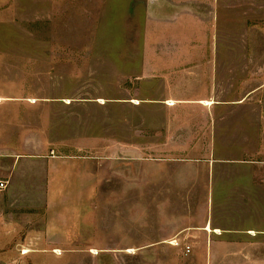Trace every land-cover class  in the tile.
Here are the masks:
<instances>
[{"label":"rangeland","instance_id":"obj_1","mask_svg":"<svg viewBox=\"0 0 264 264\" xmlns=\"http://www.w3.org/2000/svg\"><path fill=\"white\" fill-rule=\"evenodd\" d=\"M49 153L92 163L83 237L47 246L6 187L0 264H264V236L213 257L187 232L264 225V0H0V180Z\"/></svg>","mask_w":264,"mask_h":264},{"label":"crops","instance_id":"obj_2","mask_svg":"<svg viewBox=\"0 0 264 264\" xmlns=\"http://www.w3.org/2000/svg\"><path fill=\"white\" fill-rule=\"evenodd\" d=\"M10 158L7 161L10 168L4 176L8 186L4 190L9 201L20 202L21 206L39 208L43 213L42 224L39 223L38 218H32L41 225L34 228L35 234L45 241L47 246L52 247L64 248L80 240L83 237L86 217L93 210L99 197L98 180L91 168L90 159L85 156L50 153L14 154ZM254 172L256 174V170ZM202 184L209 186L212 198H215L216 192H221L218 187L217 191L215 189L216 181L214 185L213 181L208 180H204ZM209 191L207 190L206 194ZM225 194L228 198L230 190L227 189ZM238 195L239 192H237ZM242 196L249 197L244 193ZM252 198L256 199V193ZM225 214L223 221L219 224L213 223L212 215H209L206 224L188 227L187 230L193 243L197 245L198 241H203L204 246L210 248L213 257L212 249L216 247H234V241L238 240L236 236L251 239L264 236V225H256V219L252 220L253 223H249L247 212L237 209L234 214ZM253 215L256 218V210ZM216 230L219 231L216 232ZM249 259L250 256L244 257L245 264L250 262Z\"/></svg>","mask_w":264,"mask_h":264},{"label":"built area","instance_id":"obj_3","mask_svg":"<svg viewBox=\"0 0 264 264\" xmlns=\"http://www.w3.org/2000/svg\"><path fill=\"white\" fill-rule=\"evenodd\" d=\"M7 186H8L7 182H4V181L0 180V189L6 188ZM172 243H177V242L173 241ZM186 249H187L188 252H190L191 247L188 245V246H186Z\"/></svg>","mask_w":264,"mask_h":264},{"label":"bare ground","instance_id":"obj_4","mask_svg":"<svg viewBox=\"0 0 264 264\" xmlns=\"http://www.w3.org/2000/svg\"><path fill=\"white\" fill-rule=\"evenodd\" d=\"M207 229H208V230H210V228H209V227H207ZM218 231H219V230H216V232H218Z\"/></svg>","mask_w":264,"mask_h":264}]
</instances>
